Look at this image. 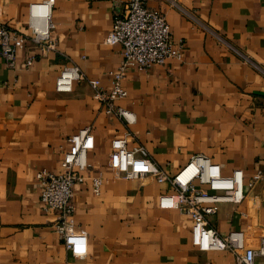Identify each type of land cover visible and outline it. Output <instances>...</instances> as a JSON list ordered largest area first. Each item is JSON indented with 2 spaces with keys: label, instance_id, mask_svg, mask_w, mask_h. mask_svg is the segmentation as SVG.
<instances>
[{
  "label": "crops",
  "instance_id": "crops-1",
  "mask_svg": "<svg viewBox=\"0 0 264 264\" xmlns=\"http://www.w3.org/2000/svg\"><path fill=\"white\" fill-rule=\"evenodd\" d=\"M42 1L0 0V24L29 36L27 6ZM126 1L53 0L55 50L27 43L13 69L0 58V264H233L227 252L192 247L187 215L157 207L166 184L115 177L114 139L144 147L168 176L194 155L223 176L240 170L244 182L263 171L238 205L220 204L206 221L221 236L241 232L249 248L264 238V0H142L182 48L179 60L125 72L126 97L114 104L133 114L129 126L105 114L87 83L109 88L121 48L103 40ZM25 54L34 56L29 68ZM68 65L84 80L57 93L54 80ZM84 127L93 139L86 175L102 180L98 195L88 181L72 187L77 237L67 252L53 231L56 216L41 210L35 174H61L66 140Z\"/></svg>",
  "mask_w": 264,
  "mask_h": 264
},
{
  "label": "built area",
  "instance_id": "built-area-1",
  "mask_svg": "<svg viewBox=\"0 0 264 264\" xmlns=\"http://www.w3.org/2000/svg\"><path fill=\"white\" fill-rule=\"evenodd\" d=\"M53 0L31 3L26 10V29L29 36H22L0 24V58L7 68L13 69L16 52L31 48L55 50V41L50 36V22ZM103 44L119 45L121 60L116 69L110 72L108 89L100 87L95 80L87 81L93 92V98L104 109L105 114L119 119L126 126L134 123L131 112L115 106L123 100L126 92L121 80L128 70L145 71L150 66H162L166 60H179L182 43H170L169 27L164 18L148 10L142 0H127L120 12L116 13L110 24ZM34 56L25 54L24 68H29ZM84 80L77 66H64L54 80V91L69 93L74 82ZM68 148L63 154L61 174H52L46 170L36 172L35 179L40 186L39 202L41 210L56 216L53 231L62 243L64 250L71 252L77 234L69 221L73 208L71 204L72 187L88 181L94 195H98L101 175H86V154L93 147V139L88 127L77 130L66 140ZM113 157L115 177L125 181L150 179L158 185L169 188L158 196L157 207L162 210H175L187 215L191 221L190 243L198 252H227L233 258V264H254L256 257L264 258V238L256 248L246 247L243 234L230 231L221 236L211 229L206 221L214 216L220 204L238 205L244 198L245 189H250L262 180L263 171L255 172L244 182L240 170H233L223 176L219 166L208 158L194 155L175 174L163 173L149 158L144 147L135 145L128 148L125 139H114L109 143ZM195 185L203 186V192Z\"/></svg>",
  "mask_w": 264,
  "mask_h": 264
}]
</instances>
